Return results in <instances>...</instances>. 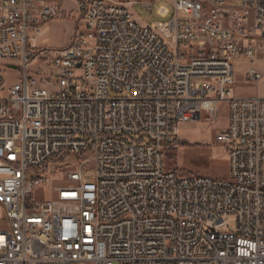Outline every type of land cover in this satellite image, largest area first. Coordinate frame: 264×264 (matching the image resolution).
<instances>
[{"label":"built area","instance_id":"2783aa9c","mask_svg":"<svg viewBox=\"0 0 264 264\" xmlns=\"http://www.w3.org/2000/svg\"><path fill=\"white\" fill-rule=\"evenodd\" d=\"M170 1L152 29L130 11L151 2L81 0L57 49L58 5L0 0V63L22 75L0 72V264H264V98L233 95V60L264 58V0ZM224 103L229 178L167 169L179 126Z\"/></svg>","mask_w":264,"mask_h":264},{"label":"rangeland","instance_id":"374dc122","mask_svg":"<svg viewBox=\"0 0 264 264\" xmlns=\"http://www.w3.org/2000/svg\"><path fill=\"white\" fill-rule=\"evenodd\" d=\"M61 3L65 15L62 19L48 24V30L43 35L45 47L63 48L70 42L75 26L80 22V13L75 15V5L72 0H57ZM151 2L150 8L143 7L140 2L130 6L133 20L141 26L155 29L158 23H167L174 16V7L170 0H144ZM161 8L168 11L166 17L158 12ZM234 85L233 95L238 98H264V58L248 60L236 57L233 60ZM44 64L36 60L30 64V75L37 77L44 69ZM250 71L259 73L257 81H247ZM0 72L4 77V88L7 90L22 80L19 70L10 65L0 63ZM0 92V98L5 96ZM229 126V108L226 103L219 107L216 123H211L204 115L198 122L183 123L179 126L178 142L164 153L165 167L183 176H205L214 179H228V157L226 150L215 143L219 133L225 132ZM77 166V163L73 165ZM53 198V197H50ZM35 201L39 199L34 197ZM234 229V221H231Z\"/></svg>","mask_w":264,"mask_h":264},{"label":"crops","instance_id":"0c3cea01","mask_svg":"<svg viewBox=\"0 0 264 264\" xmlns=\"http://www.w3.org/2000/svg\"><path fill=\"white\" fill-rule=\"evenodd\" d=\"M46 2H48V3H50V4H52V5H58L59 7H60V10H61V16H60V18L59 19H62L63 18V16L65 15V12L62 10V7H61V3L60 2H58L57 0H45ZM73 2H74V5H75V10H76V12L74 13L75 15H78V13H80V9H79V5H78V3H79V1H81V0H72ZM81 15V14H80ZM59 19H57V20H59ZM80 24V22L77 24V25H79ZM76 25V26H77ZM75 26V27H76ZM75 29V28H74ZM69 44V43H68ZM67 44V45H68ZM66 45V46H67Z\"/></svg>","mask_w":264,"mask_h":264}]
</instances>
